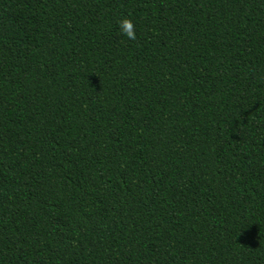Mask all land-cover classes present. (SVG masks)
I'll list each match as a JSON object with an SVG mask.
<instances>
[{"label":"trees","instance_id":"trees-1","mask_svg":"<svg viewBox=\"0 0 264 264\" xmlns=\"http://www.w3.org/2000/svg\"><path fill=\"white\" fill-rule=\"evenodd\" d=\"M0 264H264V0H0Z\"/></svg>","mask_w":264,"mask_h":264},{"label":"clouds","instance_id":"clouds-1","mask_svg":"<svg viewBox=\"0 0 264 264\" xmlns=\"http://www.w3.org/2000/svg\"><path fill=\"white\" fill-rule=\"evenodd\" d=\"M119 27L122 34L125 35L128 39L132 41H135L137 39L136 26L131 19L124 18L119 22Z\"/></svg>","mask_w":264,"mask_h":264}]
</instances>
